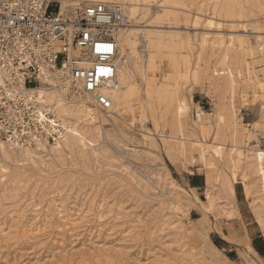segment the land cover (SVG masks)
Listing matches in <instances>:
<instances>
[{
  "label": "rangeland",
  "instance_id": "374dc122",
  "mask_svg": "<svg viewBox=\"0 0 264 264\" xmlns=\"http://www.w3.org/2000/svg\"><path fill=\"white\" fill-rule=\"evenodd\" d=\"M205 1L150 0L133 5L135 15L126 20V32L135 41L126 47L137 91L133 124H82L80 130L88 138V146L84 150L74 147L62 158H47L46 166H24L3 159L0 264H264V257L260 259L250 248L254 239L260 247L263 245L259 238L264 243L255 220L257 208L264 213V177L249 178L248 196L243 185L236 184L235 197H229L223 186L228 170L223 162L216 161L218 155L210 147V134L200 129L198 121L202 112L208 116L204 123L214 124L219 114L222 126L227 127V95L222 92L231 78L240 109V146L246 149L258 139L264 149V0H259L257 6L244 3L242 11L234 0H219L214 9L208 3L215 0ZM179 38H189L196 46L190 53L192 65L202 39L217 45L202 51L197 81L189 78L180 84L185 102L182 124L188 135L203 143L207 161H215L214 172L220 171L218 183L202 163L168 155L158 135L161 131L169 134L175 122L173 108L167 111L165 103L158 101V94L174 85L168 59L188 55L179 49ZM239 42L250 45L252 57L238 54ZM227 47L234 53L223 63L222 52ZM155 51L163 57L157 59L154 71L157 78L152 89V117L146 99L152 80H147L142 67L149 53ZM249 73L259 81L257 98L248 86ZM245 86L248 92L243 103ZM188 178H194L191 181L195 183L204 178V186L193 188ZM53 201L56 212L51 208ZM85 202L102 204L105 210L102 215L88 213L77 226L62 220L67 213L57 215L60 205L71 215ZM177 202L189 212V220L179 212L181 215L173 220L177 221L175 227L160 235L158 229L172 217L169 209ZM223 204H233L238 214L229 219L222 217ZM30 227L35 230L25 237L23 228Z\"/></svg>",
  "mask_w": 264,
  "mask_h": 264
},
{
  "label": "bare ground",
  "instance_id": "6f19581e",
  "mask_svg": "<svg viewBox=\"0 0 264 264\" xmlns=\"http://www.w3.org/2000/svg\"><path fill=\"white\" fill-rule=\"evenodd\" d=\"M47 1L58 2L60 5V12L62 14L68 13L71 15L75 14L78 9H83L87 5L98 2L117 3L121 7L124 16V25L115 32L117 45V53L114 60L117 69L116 77L113 82L110 84H103L97 90L98 93L107 96L111 100L112 106L109 109H103L97 103L94 94L82 92L79 85L74 84L66 71L60 67L43 71L40 75L41 83L31 87L26 86L23 81L15 80L7 71L0 70V99L1 96H3L17 102L22 101L25 105H30L32 109L28 110V112L32 114L34 124V129L26 136V138H20V136L14 134L11 137H8V139H0V166L3 159L22 164L24 166L32 165L36 167L41 164L46 166L47 158H62V156L66 153L72 152L74 147L84 150V148L88 146V138L80 130L82 124L92 125L97 122L104 124L110 123L111 121L114 123L127 121L133 124V119L131 118H133L132 116L135 112L134 109L135 101L137 100V91L134 84L135 80H133L134 74L131 72L130 67L132 62L131 55L127 52L126 47H131L135 44V41H133L132 36L126 32V27L128 26L126 23L135 15V7H133V5H137L141 1L150 2V0ZM166 1L175 2V0ZM208 1L211 0H206L205 2ZM234 1L241 11L245 9L244 3L250 2L251 4H254V6L259 4V0ZM219 3V0H215L214 3L211 4V2H209L208 4L209 7H213L214 9ZM148 35V37H150V33ZM238 40L240 41V39ZM159 41H163V38ZM148 42L150 41L148 40ZM178 42V47L181 52L182 50H185L188 55L186 58L179 59V57H172L168 59L170 60V65L174 71V76L171 78L174 81V85L172 87L168 85L165 89L161 90V93L158 94V101L161 102V104L165 103L166 109H168L167 111H169V107L170 109L173 108L175 122L172 130L169 134L167 133V139L164 138L166 135L165 131L158 132V135L162 139L163 144L166 146L168 155L186 158L190 163L196 161L202 163L206 173L209 175L214 173V183H218L220 171L219 173L214 172L216 171L215 161L214 164L207 161L203 143L200 140L194 139L188 135L183 126L184 124H182V117L184 115L183 106L185 102L182 95L183 85L180 84L181 81L185 83L189 78L193 81H197V78H199L198 69L203 55L202 51L209 49L210 45L213 46H211V49L217 45L214 42L208 43L206 40L202 39L199 43L200 51H197L199 53L195 57V63L192 65L190 53L192 54L196 47L193 44V41L189 38H179ZM236 46L240 50L238 54L241 53L247 58L253 56L254 52L250 45H246L244 42H239ZM233 53L234 52L227 47V49L222 52L223 63H226L228 59L232 57ZM161 55L162 53L159 51L150 52L144 66L142 67V69H144L143 74L147 80L150 78L152 80L151 84L148 85L146 89V99L148 103L147 109L148 111L150 110V112L153 110L154 100L152 97V89L157 78V76H154V71L158 68L157 63L159 62H157V59H161L163 57V55ZM252 74L253 73H249V78L247 80L248 86L252 88V93L255 98H257L260 96L257 90L259 81L257 82V80H254V76ZM235 85V82L230 78L222 92V94L227 95V97H225L227 100L225 103H227L229 111V124L226 128L222 126V119L219 114L214 124L208 123V125L204 123L205 121H208V116L206 117L205 113L201 112L198 117L200 129L202 131H207L210 134V147L218 155L216 161L220 163L223 162L222 164H224L225 168L228 170V175L223 178V186L225 187L228 196L231 198L235 197L236 184H242L244 191L248 196L251 190L249 178L253 175L264 177V149L261 148L259 140L257 139L255 145H249L246 149L240 146L242 131L238 121L240 109L237 106V92ZM247 92L248 91L245 86L241 95L243 103L246 102L245 97ZM140 109L143 112L142 114H144L145 109L143 107ZM151 115L153 117L154 113L151 112ZM143 118L145 117L143 116ZM155 129L156 131L158 130V125L156 123ZM202 138L204 141L207 139L206 137ZM213 187L214 185L211 188ZM191 189L194 190L193 188ZM211 195L209 193V196ZM211 205L212 204L210 202V208L212 207ZM33 207H36V205ZM84 207L87 208L84 209ZM51 208L55 210L54 212H56L57 207L55 201H53ZM59 208L60 210H58L59 212L57 215L59 216L63 212L67 213L64 218L62 217V220L66 219L67 224L71 226L82 224L81 222H84L83 220L87 219L88 213L94 212L97 215H102L105 210V206L102 204L97 205L96 203H90L88 205L87 202H85L81 207L76 208V213L71 215L68 214L70 211H65V206L60 205ZM24 210L25 208L22 210V213H24ZM169 210L172 217L168 220H164V223L160 226V229H158V233H160V235H162L171 226L175 227V223L177 221L175 222L173 220L179 217V212H181L184 217L189 220V212L185 210V207L181 203L177 202L176 206L170 208ZM22 213L18 212V215L20 216ZM236 214L238 213L233 204H223L220 207V215L222 217L229 219L234 217ZM255 220L261 228L264 236V213L260 208L255 210ZM32 228L30 227L29 230H25L23 228L22 233L25 235L26 233H30V231H34L35 229L33 230ZM250 248H252L256 255L262 259V256H260L253 247Z\"/></svg>",
  "mask_w": 264,
  "mask_h": 264
},
{
  "label": "built area",
  "instance_id": "2783aa9c",
  "mask_svg": "<svg viewBox=\"0 0 264 264\" xmlns=\"http://www.w3.org/2000/svg\"><path fill=\"white\" fill-rule=\"evenodd\" d=\"M123 25L117 3L98 2L71 15L62 14L56 1L0 0V70L31 87L41 83L43 71L60 67L82 92L94 94L109 109L111 100L97 90L115 80V32ZM30 109L1 96L0 139L26 138L34 129Z\"/></svg>",
  "mask_w": 264,
  "mask_h": 264
},
{
  "label": "trees",
  "instance_id": "16d2710c",
  "mask_svg": "<svg viewBox=\"0 0 264 264\" xmlns=\"http://www.w3.org/2000/svg\"><path fill=\"white\" fill-rule=\"evenodd\" d=\"M195 177H200V176H195ZM192 179H194V178H192ZM202 180L203 181L201 183H195L194 180L191 181L192 187H202V186H204V178H202ZM259 239H261L260 242H262V245L263 246L262 247L258 246L257 245L258 240L257 239H254V241H253V247H254V249L256 251H258V254H260V256L264 257V243H263L262 238H259Z\"/></svg>",
  "mask_w": 264,
  "mask_h": 264
},
{
  "label": "crops",
  "instance_id": "0c3cea01",
  "mask_svg": "<svg viewBox=\"0 0 264 264\" xmlns=\"http://www.w3.org/2000/svg\"><path fill=\"white\" fill-rule=\"evenodd\" d=\"M188 182H189V186H192L191 185V179L190 178H188ZM193 188H196V187H193ZM198 188V187H197ZM258 252V251H257Z\"/></svg>",
  "mask_w": 264,
  "mask_h": 264
},
{
  "label": "snow or ice",
  "instance_id": "6c2138e0",
  "mask_svg": "<svg viewBox=\"0 0 264 264\" xmlns=\"http://www.w3.org/2000/svg\"><path fill=\"white\" fill-rule=\"evenodd\" d=\"M101 71H106V70L102 69Z\"/></svg>",
  "mask_w": 264,
  "mask_h": 264
}]
</instances>
